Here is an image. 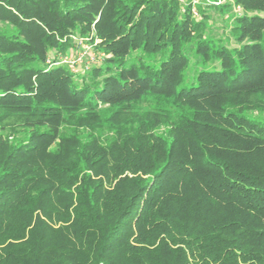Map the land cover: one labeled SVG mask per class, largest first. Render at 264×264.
I'll return each mask as SVG.
<instances>
[{"label": "trees", "instance_id": "16d2710c", "mask_svg": "<svg viewBox=\"0 0 264 264\" xmlns=\"http://www.w3.org/2000/svg\"><path fill=\"white\" fill-rule=\"evenodd\" d=\"M0 264H264V0H0Z\"/></svg>", "mask_w": 264, "mask_h": 264}, {"label": "rangeland", "instance_id": "374dc122", "mask_svg": "<svg viewBox=\"0 0 264 264\" xmlns=\"http://www.w3.org/2000/svg\"><path fill=\"white\" fill-rule=\"evenodd\" d=\"M222 1L224 0H221V2ZM212 15L214 16V23L210 26V30H212L217 36H224L228 31H224L220 15L216 13H213ZM232 44H234L233 41ZM72 48L73 49L68 50L67 53L61 56V60L70 63L73 71L86 69V67L89 66V63L95 61L96 52H94L88 43L76 39Z\"/></svg>", "mask_w": 264, "mask_h": 264}, {"label": "built area", "instance_id": "2783aa9c", "mask_svg": "<svg viewBox=\"0 0 264 264\" xmlns=\"http://www.w3.org/2000/svg\"><path fill=\"white\" fill-rule=\"evenodd\" d=\"M64 61V60H63ZM66 61V60H65Z\"/></svg>", "mask_w": 264, "mask_h": 264}]
</instances>
